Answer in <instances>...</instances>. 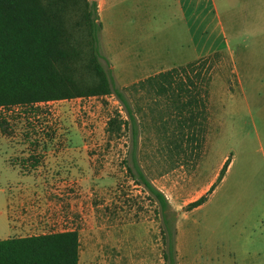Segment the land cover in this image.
I'll return each instance as SVG.
<instances>
[{
  "label": "rangeland",
  "instance_id": "obj_1",
  "mask_svg": "<svg viewBox=\"0 0 264 264\" xmlns=\"http://www.w3.org/2000/svg\"><path fill=\"white\" fill-rule=\"evenodd\" d=\"M128 5V18L116 19L113 12L108 28L124 37V48L100 32L101 63L114 86L126 89L138 132L136 163L169 204L177 264H264V59H249L255 63L250 72L243 64V53L254 45L247 26L264 18V0L258 14L236 4L234 24L225 25L228 34L237 32L228 35L231 53L217 39L220 49L198 60L192 58L201 48L199 35L206 28L215 39L213 27L187 32L171 6L174 20L156 18L157 31L148 36L140 32L144 25L131 22L139 16ZM219 10L225 22L227 14ZM259 30L264 34V26ZM189 63L191 91H200L208 121L200 151L188 145L182 152L170 141L183 117L167 98L147 86L133 91L132 84L168 69L184 79L180 68ZM118 116L125 119L112 95L0 109V240L76 231L78 264H165L162 215L132 167L129 126L107 132L108 121ZM75 156L85 163L72 168L55 160ZM228 159L221 181L208 192ZM35 162L40 170L31 167ZM9 166L30 180L12 185ZM38 175L43 178L36 182ZM204 195L203 205L186 208Z\"/></svg>",
  "mask_w": 264,
  "mask_h": 264
},
{
  "label": "trees",
  "instance_id": "obj_2",
  "mask_svg": "<svg viewBox=\"0 0 264 264\" xmlns=\"http://www.w3.org/2000/svg\"><path fill=\"white\" fill-rule=\"evenodd\" d=\"M100 32L95 1L0 0V108L115 96L125 119L119 116L110 119L107 132L113 134L129 126L132 167L140 184L158 204L163 219L162 259L165 264H177L172 213L168 220L165 211L170 207L166 198L144 177L136 163V118L126 89L114 86L110 70L101 63ZM186 68L193 72V63L180 68L184 79L176 69H170L132 84V89L147 86L154 94L167 98L179 118L183 117L178 119L179 130L170 142L182 152L188 145L200 151L208 121L206 102L199 97L200 91H191L196 88L186 75ZM228 164L229 159L208 192L221 181ZM205 201L204 195L186 208L192 210ZM78 261L76 231L0 240V264H78Z\"/></svg>",
  "mask_w": 264,
  "mask_h": 264
},
{
  "label": "crops",
  "instance_id": "obj_3",
  "mask_svg": "<svg viewBox=\"0 0 264 264\" xmlns=\"http://www.w3.org/2000/svg\"><path fill=\"white\" fill-rule=\"evenodd\" d=\"M172 1L176 2L177 7L176 5L172 4ZM172 1L171 0H97V7H98L97 12L99 14L98 15L99 21L101 23V37L104 35V31H105L106 33H108V37H111V39L113 38L114 43L117 41L120 44L119 46L124 48V45L122 44V42L125 40L124 37L123 36L115 37V33H113L108 28L110 25V20L112 19L111 16L113 15V12H115L117 16H119L116 19L125 20L128 18L129 16L128 3H130L131 12H135L139 16V19L131 18L132 19L131 22L134 23V25H138V26L144 25L145 30H141L140 32L148 36H151L157 31L156 26L158 25V23L156 24V20H155L156 18L161 17L168 21L171 19L174 20L175 14L171 8V6H173L177 8L178 18L182 20V24L183 26H185L187 32L194 30V33H196L197 30H199V28L213 27V32L216 34L215 39H211L212 31L209 30V32H207L206 28H204L201 31V34L199 35L198 42L201 48L199 51L198 50L195 51L196 55H194L192 58V59L197 58L198 60V58H201L204 55H206L205 57H207V55L216 52V50L220 49L217 47L216 42L214 41V40L217 41V39L221 43L220 45L223 46V49L231 53L232 48L229 43L228 35H232L237 32L232 29L231 33L228 34L225 25L227 24V26L229 27L234 24V21L237 18L235 15L236 4L239 5V3H241L243 7L252 8V10L255 11L257 14L263 4V0H172ZM190 8L191 11H189V14L191 12L192 13L190 15L189 14L187 15V11ZM219 8H221V10L227 14V20L225 22L223 21L222 14ZM256 26L258 27L257 30H256ZM260 26H264V18H256L255 20H252L247 26L248 29L247 34L253 35L252 38L249 39V41H251L252 44L254 42L253 50L246 51L245 53H243V59H244L243 64L245 69L247 67L248 72H250V67H253L255 64L253 61L250 62L249 59L252 60L259 59L258 64L260 63L262 64V62H260V59H264V52H262L264 48V34H260L259 32ZM185 45L186 43L184 45L181 44L180 46L181 49H183ZM166 50H167L166 53H169L170 50L168 49ZM157 57L163 58V55L158 54ZM172 59H175V56ZM178 61L179 62L184 61L185 63L186 59L179 58ZM164 71L167 70H162L160 72H164ZM71 153H74V150H71L70 154ZM1 160L3 161V163L7 164V162L10 159L3 158ZM55 160H60V161L64 160V162L65 161L67 162L66 165L70 164L72 168L76 166L75 165L76 162L85 163L84 159L79 156H75L73 158H66V159L55 158ZM56 162L57 163L49 164L48 167H46V169H49L50 167L57 165L58 161ZM37 164L39 163L35 162L33 166L31 165L33 170L41 169V164L39 165ZM8 170L11 171L6 178H8L9 180L8 182L12 183V185L14 186H19L20 184L30 180V178L26 176V174H28L26 173V171L19 170L14 166H9ZM41 178L43 177L38 175L36 178L33 179L36 180V182H39ZM6 218H7V227L8 230H10L12 226L9 223L7 213H6Z\"/></svg>",
  "mask_w": 264,
  "mask_h": 264
},
{
  "label": "water",
  "instance_id": "obj_4",
  "mask_svg": "<svg viewBox=\"0 0 264 264\" xmlns=\"http://www.w3.org/2000/svg\"><path fill=\"white\" fill-rule=\"evenodd\" d=\"M92 1H96V0H92Z\"/></svg>",
  "mask_w": 264,
  "mask_h": 264
},
{
  "label": "built area",
  "instance_id": "obj_5",
  "mask_svg": "<svg viewBox=\"0 0 264 264\" xmlns=\"http://www.w3.org/2000/svg\"><path fill=\"white\" fill-rule=\"evenodd\" d=\"M1 109V108H0Z\"/></svg>",
  "mask_w": 264,
  "mask_h": 264
}]
</instances>
